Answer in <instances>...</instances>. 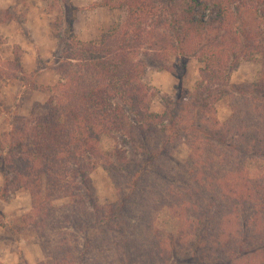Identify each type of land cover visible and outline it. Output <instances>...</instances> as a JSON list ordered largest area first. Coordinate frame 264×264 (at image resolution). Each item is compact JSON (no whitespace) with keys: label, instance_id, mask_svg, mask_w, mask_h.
Returning <instances> with one entry per match:
<instances>
[{"label":"trees","instance_id":"trees-1","mask_svg":"<svg viewBox=\"0 0 264 264\" xmlns=\"http://www.w3.org/2000/svg\"><path fill=\"white\" fill-rule=\"evenodd\" d=\"M52 1L50 7L58 9L65 25L58 34L64 39L58 60L50 67L59 78L48 88V101L35 103L29 115L20 107L6 108L1 89L18 80L21 100L38 88L36 79L49 65L39 63L32 72L25 71L24 51L18 44L10 49L1 32V25L16 16L0 10V114L9 122L0 134L5 178L0 198H9L13 189H27L35 209L30 223L45 236L58 220L53 202L82 198L80 191L90 197L87 170L107 153L100 147L103 135H120L139 148L135 155L143 157L146 173L149 164L160 159L180 166L173 152L176 141L181 135L192 136V151L208 145L209 156L200 162L232 168L221 176L226 180L220 185L222 202L212 198L208 205H196L200 216L190 220L186 230H178L180 237L191 236L192 241L197 236L198 242L197 233L208 230L209 254H198L201 264H264V196L244 170L250 154L264 157V71L263 82L253 90L231 82L241 58L263 61L264 67V0H102L96 6L125 8L127 14L95 40L77 35L79 10L71 0ZM192 57L203 64L195 89L182 99L164 94L163 112H154L151 106L159 91L144 80L148 67L157 65L181 78L180 69ZM237 93L242 97L232 106L231 122L219 126L218 120L209 123L203 118L214 113L223 97ZM109 168L116 167L110 162ZM166 168L159 167L157 173L169 181ZM261 182L264 188V178ZM94 202L93 209L104 210V218L111 219L118 208ZM60 239L68 241L64 234ZM159 239L153 245L162 248L164 240Z\"/></svg>","mask_w":264,"mask_h":264},{"label":"rangeland","instance_id":"rangeland-1","mask_svg":"<svg viewBox=\"0 0 264 264\" xmlns=\"http://www.w3.org/2000/svg\"><path fill=\"white\" fill-rule=\"evenodd\" d=\"M71 1L79 10L74 27L82 40L99 39L127 14L125 8L96 6L102 0ZM52 3V0H0V10L8 11V16H16L17 20L1 25V32L10 49L18 44L24 51L25 71L32 72L39 63L49 65L36 79L38 88L23 100L18 98L21 91L18 80L1 89L6 108L20 107L25 115L30 114L35 103L48 101V88L59 78L50 67L58 60L57 54L64 42L58 34L63 33L65 25L58 9L50 7ZM262 62L241 58L238 67L231 72V82L245 90L255 89L257 83L263 82ZM202 66L197 57L189 58L186 67L180 69L181 78L168 70L158 69L157 65L149 66L144 80L159 91L152 110L163 112L164 94L182 99L192 92L200 80ZM240 97L239 93L223 97L217 102L214 113L203 118L209 123L218 120L219 126L228 124L234 116L232 106ZM8 123L6 116L0 114V134L7 130ZM180 137L173 151L180 166L166 164L160 159L149 164L146 173V165L142 168L143 157L135 155L139 148L120 135H103L100 147L107 153L96 160L95 168L87 170L91 181L86 187L91 198L80 191L82 198L63 197L53 202L52 212L58 220H54V227H48L45 236L30 223L35 209L34 199L27 189H13L9 198H0V264H23L24 261L29 264H163L164 260L168 264H201L198 254H209L205 239L208 230L204 228L197 233L201 235L198 242L197 236H192V241H189L191 236L180 237L178 230L182 226L186 230L189 221L200 216L196 205H208L212 198L216 203L222 202L219 200L220 185L226 180L222 181L221 176L232 166L200 162L205 155L209 156L208 145L204 143L206 150L196 153L190 147L194 138ZM109 161L114 163L115 169L109 168ZM246 162L245 173L252 177L254 185L261 186V190L256 191L263 197L264 157L250 154ZM165 165L169 181L157 173L159 167L163 169ZM4 184L0 168V186ZM94 201L103 207L113 203L118 208L111 219L104 218V210L93 209ZM88 223L93 226L86 229ZM62 224L64 229L60 230L58 226ZM61 231L67 242L60 243ZM160 237L164 240L162 248L153 245V241L159 243Z\"/></svg>","mask_w":264,"mask_h":264}]
</instances>
